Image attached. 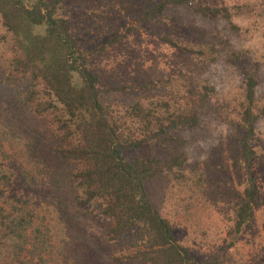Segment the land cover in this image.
Segmentation results:
<instances>
[{"label":"rangeland","instance_id":"obj_1","mask_svg":"<svg viewBox=\"0 0 264 264\" xmlns=\"http://www.w3.org/2000/svg\"><path fill=\"white\" fill-rule=\"evenodd\" d=\"M225 4L235 9L244 3L227 0ZM136 5L137 0H63V11L79 40L92 50L106 47L100 59L91 61L90 69L101 79L108 102L116 101L111 94L113 89L136 82L162 84L173 80L166 91L171 86L188 85V81H208L216 89L199 127L176 134L186 140L185 181L162 176L150 184L148 193L162 216L175 227L180 244L191 248L201 259L221 256L219 249L235 224L233 210L244 188L241 141L245 134L240 111L248 71L257 73L259 80L256 101L260 111L252 139L258 159L253 172L264 176V15L255 12L235 17L234 25L241 30L235 33L225 22L205 19L183 7L169 12L174 23L169 20L164 21V26L137 27ZM238 12L235 16H239ZM131 25L138 28L137 33L110 47L111 40ZM164 38L178 47H171ZM201 43L215 54V61L208 56L207 62L202 63L184 51ZM16 49L0 16V123L6 127L0 129V144L10 154L11 162L21 163L30 178L39 174L37 182L42 184L23 181V170L15 174V166H2L1 160L0 213L3 210L7 223L17 216L28 219V212L33 210L34 227L41 228L46 223L52 232L48 246L42 245L40 235H31L34 246L21 252L14 247L13 239L3 238L5 233L0 230V264H90V255L96 257L97 264H115V257L124 253L111 242L112 222L103 213L101 202L83 205L86 199L82 191L70 182L76 167L61 161L54 151L51 117L36 112L35 107L28 105L27 97H20L26 85L32 89L33 81L21 80L11 89L7 85L6 70ZM159 86L158 92L163 89V85ZM18 95L20 105L16 102ZM54 101L45 98L48 112L53 111ZM260 187L264 196V181ZM27 197L29 203L25 201ZM4 247L9 248L11 256H5ZM221 264H264V208L257 211L249 236L225 253Z\"/></svg>","mask_w":264,"mask_h":264},{"label":"trees","instance_id":"obj_2","mask_svg":"<svg viewBox=\"0 0 264 264\" xmlns=\"http://www.w3.org/2000/svg\"><path fill=\"white\" fill-rule=\"evenodd\" d=\"M226 1L137 0V27L164 26L169 20L174 23L169 12L183 7L205 19L221 20L235 33L241 32L234 25L235 17L255 12L264 15V0H242L243 7L235 9H229ZM236 11L239 16H235ZM0 16L17 48L6 70L7 85L11 89L21 80L34 82H31L32 89L28 85L24 87L26 91L20 97H27L28 105L35 107L36 112L51 117L54 151L61 161L76 167L70 182L82 191L86 199L83 205L101 202L103 213L112 222L111 242L119 245L124 253L115 257V264H221L224 254L249 236L257 211L264 208L263 186L260 187L264 176L258 177L253 172L258 153L252 139L260 111L256 101L257 73L248 71L245 74L244 103L240 111L241 129L245 134L241 141L244 188L233 210L235 224L219 249L221 256L201 259L191 248L179 243L175 227L156 208L148 189L162 176L185 181L188 157L183 148L186 140L176 134L183 129L199 127L216 89L208 81L198 84L188 81V85L171 86L166 91L165 87L173 80L162 84L136 82L113 89L111 94L116 101L108 102L104 99L101 79L90 69L91 61L100 59L106 47L92 50L79 40L63 11V0H0ZM137 30L131 25L113 38L109 46L123 42ZM164 39L171 47H178L173 41ZM184 51L202 63L207 62L208 56L215 61V54L202 43L186 47ZM159 85H163L160 92L157 91ZM20 97L16 101L18 104L22 103ZM45 98H54L53 111L45 108ZM4 128L0 123V129ZM0 164L15 166V174L23 170L22 180L30 185L42 184L37 182L39 174L30 178V172L23 169L21 163H16L18 167L11 162L2 144ZM2 174L0 169V177ZM25 201L29 203L30 199L27 197ZM14 209L18 215L17 206ZM2 212L3 238L13 239L19 251H25L32 244L31 235H40L43 246L51 244L52 229L46 223L35 228L36 212L33 210L28 212V219L17 216L7 223ZM3 249L5 256H11L8 247ZM89 259L90 264H97L95 256L90 255Z\"/></svg>","mask_w":264,"mask_h":264}]
</instances>
